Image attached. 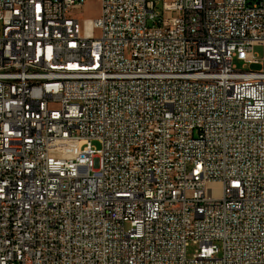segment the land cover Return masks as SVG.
<instances>
[{"label": "built area", "instance_id": "1", "mask_svg": "<svg viewBox=\"0 0 264 264\" xmlns=\"http://www.w3.org/2000/svg\"><path fill=\"white\" fill-rule=\"evenodd\" d=\"M85 4L0 0V264H264V0Z\"/></svg>", "mask_w": 264, "mask_h": 264}, {"label": "rangeland", "instance_id": "2", "mask_svg": "<svg viewBox=\"0 0 264 264\" xmlns=\"http://www.w3.org/2000/svg\"><path fill=\"white\" fill-rule=\"evenodd\" d=\"M160 7H161V4H160L159 8ZM75 14H76L77 18H79L81 21H83L85 19H97L101 14L100 0H86V4H85L84 8L81 11L75 12ZM254 54H255L257 59H261L263 56V47L261 45L255 46L254 47ZM235 64L237 65V67L239 69H241L243 66V62H240V61H236ZM251 69L254 71H258V70H260V66L259 65H253V66H251ZM94 146L98 149L100 148V146L98 144H94ZM195 249L196 248L192 247L188 250L189 257L192 256V254L195 252Z\"/></svg>", "mask_w": 264, "mask_h": 264}, {"label": "bare ground", "instance_id": "3", "mask_svg": "<svg viewBox=\"0 0 264 264\" xmlns=\"http://www.w3.org/2000/svg\"><path fill=\"white\" fill-rule=\"evenodd\" d=\"M55 80H62V71H55Z\"/></svg>", "mask_w": 264, "mask_h": 264}]
</instances>
